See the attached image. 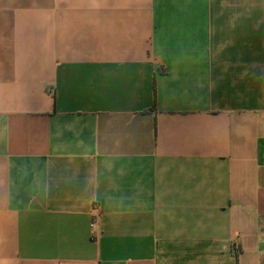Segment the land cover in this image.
Instances as JSON below:
<instances>
[{
    "label": "crops",
    "instance_id": "1",
    "mask_svg": "<svg viewBox=\"0 0 264 264\" xmlns=\"http://www.w3.org/2000/svg\"><path fill=\"white\" fill-rule=\"evenodd\" d=\"M0 264H264V0H0Z\"/></svg>",
    "mask_w": 264,
    "mask_h": 264
}]
</instances>
